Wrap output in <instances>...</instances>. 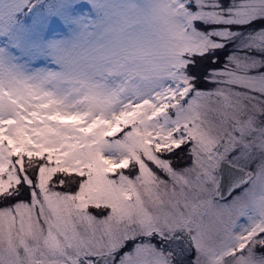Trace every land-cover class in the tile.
Segmentation results:
<instances>
[{
  "label": "snow or ice",
  "instance_id": "obj_1",
  "mask_svg": "<svg viewBox=\"0 0 264 264\" xmlns=\"http://www.w3.org/2000/svg\"><path fill=\"white\" fill-rule=\"evenodd\" d=\"M0 264H264V0H0Z\"/></svg>",
  "mask_w": 264,
  "mask_h": 264
},
{
  "label": "trees",
  "instance_id": "obj_2",
  "mask_svg": "<svg viewBox=\"0 0 264 264\" xmlns=\"http://www.w3.org/2000/svg\"><path fill=\"white\" fill-rule=\"evenodd\" d=\"M221 57H223V54H221ZM207 66H209L208 65V61H203L202 63H201V66H200V71L202 72L203 71V69L205 68V67H207ZM212 85H208V87H211ZM180 155V153L178 152L177 153V156H179ZM183 162H186V160H184V159H180L179 160V163L181 164V163H183Z\"/></svg>",
  "mask_w": 264,
  "mask_h": 264
},
{
  "label": "rangeland",
  "instance_id": "obj_3",
  "mask_svg": "<svg viewBox=\"0 0 264 264\" xmlns=\"http://www.w3.org/2000/svg\"><path fill=\"white\" fill-rule=\"evenodd\" d=\"M212 87V86H211ZM183 163H185V162H183ZM183 163H181V164H183Z\"/></svg>",
  "mask_w": 264,
  "mask_h": 264
}]
</instances>
